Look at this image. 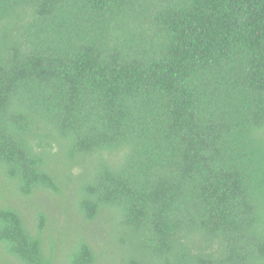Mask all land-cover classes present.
I'll use <instances>...</instances> for the list:
<instances>
[{
    "label": "trees",
    "instance_id": "16d2710c",
    "mask_svg": "<svg viewBox=\"0 0 264 264\" xmlns=\"http://www.w3.org/2000/svg\"><path fill=\"white\" fill-rule=\"evenodd\" d=\"M0 166V264H264V0H0Z\"/></svg>",
    "mask_w": 264,
    "mask_h": 264
},
{
    "label": "rangeland",
    "instance_id": "374dc122",
    "mask_svg": "<svg viewBox=\"0 0 264 264\" xmlns=\"http://www.w3.org/2000/svg\"><path fill=\"white\" fill-rule=\"evenodd\" d=\"M72 184V193L78 191L79 185L81 182L78 179H74ZM70 184V185H71ZM3 189L8 193H14L16 191V186L13 182L9 180L7 177L5 170L0 166V191ZM71 193V192H70ZM76 194V193H73ZM1 195V192H0ZM40 198H35L33 200H29L21 196L20 194H13L9 199V204L16 205L19 207L22 217L25 221V224L30 228H35L36 223L38 220L34 219L38 216L40 211L45 216L49 218L51 221V226L55 231L59 225H67V216L68 213L64 211L63 203L60 202L56 204L52 201V197L49 194L39 193ZM8 199L0 198V201H7ZM71 205L74 208V200L71 198ZM36 210V214H33V218L31 216L32 212Z\"/></svg>",
    "mask_w": 264,
    "mask_h": 264
}]
</instances>
